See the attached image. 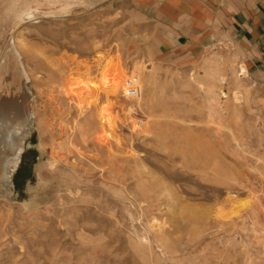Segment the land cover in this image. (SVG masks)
Instances as JSON below:
<instances>
[{
  "label": "rangeland",
  "instance_id": "obj_1",
  "mask_svg": "<svg viewBox=\"0 0 264 264\" xmlns=\"http://www.w3.org/2000/svg\"><path fill=\"white\" fill-rule=\"evenodd\" d=\"M73 6L10 31L38 115L0 179V264H264V75L244 47L223 32L161 59L135 11ZM105 61L143 105L102 96L111 125L88 132L65 89L88 105Z\"/></svg>",
  "mask_w": 264,
  "mask_h": 264
},
{
  "label": "bare ground",
  "instance_id": "obj_2",
  "mask_svg": "<svg viewBox=\"0 0 264 264\" xmlns=\"http://www.w3.org/2000/svg\"><path fill=\"white\" fill-rule=\"evenodd\" d=\"M78 1L79 0H0V179L8 176L7 170L9 161L12 159V154L16 149L13 138L14 132L19 134V132L29 122L36 119L38 115L37 99L29 86L31 77L23 62L20 47H18L14 40H11V42L9 41L11 36L10 31L14 30L22 20H33L39 15L46 17L59 16L60 12H63L68 6L72 8L71 6L78 3ZM99 55L97 54V56ZM107 64L108 61L102 64L99 73L100 76L97 77V80H95L96 82L90 83L97 91L94 95L95 98L92 102H89L88 105L81 104L82 101L85 102L86 100H82L85 96L84 90H76L79 85L69 82V84H67V89H65L68 99H71L72 102L76 101L75 108L78 115L82 116L84 120V130L88 132L94 131L95 129L107 132L108 127L111 125V120L107 115L106 106L99 107L98 102L102 96H105V98H107L106 100H108L111 96H118L119 91H124L126 79H124L121 70H119L120 65H118V71L114 74H110L111 70L106 69ZM140 69L141 68L137 71L141 72L142 70L140 71ZM122 70L124 72V69ZM239 71L241 72L240 74L247 71L244 64L239 65ZM224 79L225 76H219L220 81L224 82ZM151 83V75L148 74L146 76V88L149 91L152 89ZM82 84L86 85V88L91 90L87 82L83 81ZM139 85L141 86V84ZM140 86L138 96L127 99L129 102L124 104L129 109L128 113L135 112L136 108H141L143 105V88ZM132 100H136L135 104L132 103ZM132 131L134 132L135 129H132ZM0 193L3 195L6 194V189L1 184Z\"/></svg>",
  "mask_w": 264,
  "mask_h": 264
},
{
  "label": "crops",
  "instance_id": "obj_3",
  "mask_svg": "<svg viewBox=\"0 0 264 264\" xmlns=\"http://www.w3.org/2000/svg\"><path fill=\"white\" fill-rule=\"evenodd\" d=\"M135 11L156 30L161 59L210 45L223 32L244 47L246 66L264 75V0H89Z\"/></svg>",
  "mask_w": 264,
  "mask_h": 264
},
{
  "label": "built area",
  "instance_id": "obj_4",
  "mask_svg": "<svg viewBox=\"0 0 264 264\" xmlns=\"http://www.w3.org/2000/svg\"><path fill=\"white\" fill-rule=\"evenodd\" d=\"M127 98H134L139 94V83L137 77H129L125 80L124 91L122 92ZM143 123L142 118H137L135 125L141 126Z\"/></svg>",
  "mask_w": 264,
  "mask_h": 264
}]
</instances>
